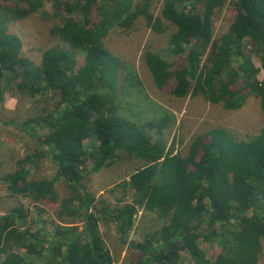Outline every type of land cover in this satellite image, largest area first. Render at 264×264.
Here are the masks:
<instances>
[{"label": "trees", "instance_id": "16d2710c", "mask_svg": "<svg viewBox=\"0 0 264 264\" xmlns=\"http://www.w3.org/2000/svg\"><path fill=\"white\" fill-rule=\"evenodd\" d=\"M232 1V22L214 37L213 15L226 0H159L161 17L151 12L152 0H50L56 14H68L51 29L68 47H48L35 63L21 54V39L7 23L25 17L42 0H0V101L6 91L19 92L35 97L36 108L14 124L33 141V148L3 178L13 195L32 203L57 202L54 215L59 219L53 222L51 239H45L28 229L20 231L28 216L22 204L1 214L0 264H116L100 234L99 219L114 222L126 243L138 207L158 211L164 223L143 240L128 243L137 253L136 264H257L264 241V125L249 140L213 128L194 137L182 155L173 147L166 150L161 140L152 141L144 129H152L153 122L141 129L117 115L115 95L100 85L114 65L102 42L108 28H128L142 17L149 29L160 31L165 19L175 28L168 39L170 51L182 60L171 72L164 59L149 54L148 66L159 86L173 76L172 95L202 94L228 109H237L234 101L242 92L254 91L264 114V78H255L259 69L251 60L253 55L264 65V0ZM93 12L99 21H91ZM47 93L58 95L50 109L48 99L39 98ZM43 146L56 166L55 175L50 180L27 178L29 157L44 156ZM133 155L147 162L121 184L123 191L132 190L130 201L120 196L114 205L89 192L87 172ZM89 162L93 166L88 169ZM57 180L69 189L67 197L58 198ZM67 218L71 225L61 221ZM201 238L218 249L213 257L202 250ZM43 242L47 253L36 247ZM16 248L33 258L25 259Z\"/></svg>", "mask_w": 264, "mask_h": 264}, {"label": "rangeland", "instance_id": "374dc122", "mask_svg": "<svg viewBox=\"0 0 264 264\" xmlns=\"http://www.w3.org/2000/svg\"><path fill=\"white\" fill-rule=\"evenodd\" d=\"M159 9V0H152L150 10L157 17H161ZM61 12H63L61 16L56 14V8L52 7L50 0H42V4L25 17L10 20L7 23L9 29L21 39V54L23 56L39 63L44 49L52 46L68 47L66 42L51 34V29L59 25L62 18L68 16L66 11ZM76 14L73 13L71 16L76 18ZM233 16V1L226 0L220 10L213 15L214 37L227 31ZM99 18L95 12L92 13V22L99 21ZM161 25L163 26L162 30H151L146 26L144 18L140 17L128 28L116 25L108 28V34L102 39L103 47L114 58V65L110 76L106 79V74L103 84L100 82V85L104 86V92H111L113 96L115 95V104L118 107L115 113L136 124L139 128L142 127L141 129H144L143 125L146 122H153L152 129L147 127L144 129L152 141L161 140L160 143L165 146L166 150L173 147V152L182 155L187 154L194 137L207 134L210 129L217 127L224 129L237 140L253 138L264 125V114L260 108L259 98L254 91H244L242 92L244 93L243 97L234 101L238 105V110L233 111L225 108L219 102L218 104L213 103L215 108L210 112V106L207 110L200 111L201 108H205L206 103H212L206 100L202 94L182 97L185 100L172 95L169 91L175 82L173 76L168 77L163 85L159 86L155 82L153 73L148 66L149 54L164 59L171 72L180 66L182 60L181 56L174 55L169 48L168 39L175 28L165 19H162ZM185 48L188 49L187 46ZM246 49H250V45H247ZM251 60L259 69L255 78L262 80L264 65L253 55ZM39 98L48 99L47 107L50 109L54 100L58 99V95L47 93ZM19 100L21 103H18ZM34 101L35 97L29 98L19 92L11 95L7 91L3 95V101H0V215L11 207L22 204L28 216L25 224L19 228L20 231L28 229L34 236L51 239L54 230L53 222L59 223V219L54 215V210L58 209V203L52 201L32 203L21 195H13L8 189V182L3 178L5 174L15 171L17 161L30 154L33 148V141L28 139L17 126V128L14 127V124H18L23 118L30 117V113L36 110ZM184 103L186 111L182 112L183 115L177 123L179 126L174 129L175 118L172 117L171 109L180 112ZM40 105L43 106L44 101ZM195 109L196 112H199L192 114ZM208 114L217 117L218 120L209 123L210 116ZM193 117H202L201 122L197 123L196 118L191 121ZM40 130L43 131V129ZM86 147L92 148L90 145ZM42 149L45 151L44 156L31 153L32 159L30 160L29 157L26 165L27 178L50 180L54 177L56 166L51 160L47 147L43 146ZM127 158L117 160L112 165L101 167L99 170L87 172L85 174L86 187L89 192L94 193L97 198L105 197L108 201L115 203L114 205L118 203L116 197L123 196L124 202L130 201L133 198L132 190L127 188L126 191H123L121 184L128 180L130 173L144 166L147 161L145 158L134 155ZM92 166L93 163L89 162L87 168ZM54 189L59 199L69 195V189L62 180L54 182ZM64 216L68 217V215ZM61 221L71 225L67 222L72 220L67 218V220L62 219ZM163 223V218L160 217L158 211L138 207L126 243L120 241L114 222L99 219L98 228L116 264H136L137 253L129 247L128 243L143 240L148 233L160 229ZM75 225L78 229L82 228L81 223L77 222ZM198 242L209 257H213L218 250L202 238ZM39 246H42L43 252L47 253V243H36V247ZM16 252L25 259L33 258L24 249L16 248ZM182 260L188 261L189 256L183 254ZM257 264H264V241H262L261 254Z\"/></svg>", "mask_w": 264, "mask_h": 264}, {"label": "crops", "instance_id": "0c3cea01", "mask_svg": "<svg viewBox=\"0 0 264 264\" xmlns=\"http://www.w3.org/2000/svg\"><path fill=\"white\" fill-rule=\"evenodd\" d=\"M178 98V97H177ZM190 98V97H189ZM178 99H180V98H178ZM182 100H185V99H183L182 98ZM210 104V105H209ZM215 104H218V103H215ZM210 106V112L211 111H214V108L215 107H213V103H206L205 104V108H201V110L200 111H203V110H207L208 109V107ZM185 103H184V107L182 108V109H180L181 111L180 112H175V111H173L172 109H171V114H172V117L173 118H175V122H174V125H173V127H174V129H175V127L177 128L179 125L177 124L178 123V121L180 120V117L183 115V113L186 111V109H185ZM203 109V110H202ZM230 110H233V111H235V110H238V109H230ZM183 112V113H182ZM197 112H199V111H197ZM196 112V109L192 112V114H196L197 113ZM218 113V112H217ZM208 116H210L209 117V123H213L214 121H217L218 119H217V117H212L211 116V114L209 115L208 114ZM219 117V116H218ZM194 118H196L198 121H196L197 123H199V122H201V118L202 117H193L192 119H191V121L194 119ZM19 124V123H18ZM17 124V125H18ZM213 126H215V125H213ZM211 130V129H210Z\"/></svg>", "mask_w": 264, "mask_h": 264}, {"label": "water", "instance_id": "95a60500", "mask_svg": "<svg viewBox=\"0 0 264 264\" xmlns=\"http://www.w3.org/2000/svg\"><path fill=\"white\" fill-rule=\"evenodd\" d=\"M23 94V93H22Z\"/></svg>", "mask_w": 264, "mask_h": 264}]
</instances>
